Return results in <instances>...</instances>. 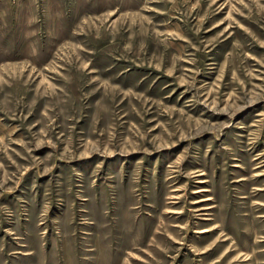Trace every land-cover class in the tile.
<instances>
[{"label":"rangeland","instance_id":"rangeland-1","mask_svg":"<svg viewBox=\"0 0 264 264\" xmlns=\"http://www.w3.org/2000/svg\"><path fill=\"white\" fill-rule=\"evenodd\" d=\"M0 264H264V0H0Z\"/></svg>","mask_w":264,"mask_h":264}]
</instances>
